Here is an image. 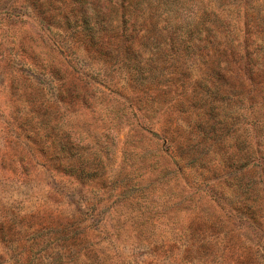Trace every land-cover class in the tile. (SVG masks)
Listing matches in <instances>:
<instances>
[{
    "label": "rangeland",
    "instance_id": "374dc122",
    "mask_svg": "<svg viewBox=\"0 0 264 264\" xmlns=\"http://www.w3.org/2000/svg\"><path fill=\"white\" fill-rule=\"evenodd\" d=\"M144 19L145 0H0V264H264V72L204 107Z\"/></svg>",
    "mask_w": 264,
    "mask_h": 264
},
{
    "label": "trees",
    "instance_id": "16d2710c",
    "mask_svg": "<svg viewBox=\"0 0 264 264\" xmlns=\"http://www.w3.org/2000/svg\"><path fill=\"white\" fill-rule=\"evenodd\" d=\"M103 1L111 3L116 0ZM144 21L145 30L141 31L140 38L145 39V47L152 42L158 50L163 41L164 47L168 45L166 50H159V54L165 53L164 58L176 60L175 64L179 63L180 67L188 59L192 60L187 68L194 71L197 78L195 87L200 86L202 88L199 89L207 92L203 96L197 95L204 102V107L207 100H210L209 104L218 103L212 94L227 84L239 86L245 97L252 98L255 88L246 87L242 80L253 82L264 72V0H145ZM90 32L92 34L80 35L79 38H86L84 43L88 47H96L93 52L100 55L104 50L99 48L103 47L97 44L99 40L94 41L95 32ZM157 52L152 50V58L148 60L153 61L154 58L156 61ZM260 107L264 108V98ZM198 116L195 129L200 136L207 139L208 132L219 137L223 116L205 110ZM218 125H221L220 129ZM260 132L261 128L258 133L262 136ZM261 153L262 166L259 169L263 171L264 145ZM194 161L189 159L188 163ZM29 244V248L36 245L34 239ZM25 250L18 251V255L26 258L29 251Z\"/></svg>",
    "mask_w": 264,
    "mask_h": 264
}]
</instances>
